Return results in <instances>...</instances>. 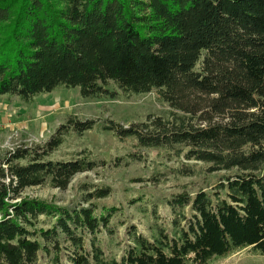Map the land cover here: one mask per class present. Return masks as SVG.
<instances>
[{
    "label": "trees",
    "instance_id": "16d2710c",
    "mask_svg": "<svg viewBox=\"0 0 264 264\" xmlns=\"http://www.w3.org/2000/svg\"><path fill=\"white\" fill-rule=\"evenodd\" d=\"M60 86L82 98L155 92L166 115L102 128L224 174L210 191L168 200L172 232L158 226L149 238L130 225L122 255L108 257L98 233L112 234L117 207L92 202L108 186L81 185L74 205L22 197L35 185L64 190L96 165L84 151L50 158L68 131L96 125L70 117L43 144L0 160V264H40V256L205 264L245 247L264 254V0H0V95L25 103Z\"/></svg>",
    "mask_w": 264,
    "mask_h": 264
},
{
    "label": "rangeland",
    "instance_id": "374dc122",
    "mask_svg": "<svg viewBox=\"0 0 264 264\" xmlns=\"http://www.w3.org/2000/svg\"><path fill=\"white\" fill-rule=\"evenodd\" d=\"M18 105L6 110L18 120L11 124L0 122V160L17 147L43 144L70 117L96 121L92 130L82 134L68 131L50 155L53 160H68L88 152L87 158L96 163L93 169L77 173L64 190L35 185L25 188L22 197L74 205L85 193L81 185L108 186L105 197L92 200L97 205L117 207L112 216V234L104 229L98 233L108 257L122 255L129 243L126 229L130 225L149 238L156 234L158 226L172 232L173 213L168 200L180 193L192 196L199 189L210 191L224 174L207 172L204 163L186 160L164 149L139 148L133 139H118L112 131L102 128L109 121L126 127L149 114L166 115L169 106L155 92L126 95L118 91L113 97L82 98L77 87L60 86ZM133 153H141V158L135 159L130 155ZM39 263L51 264L43 256ZM62 264L70 263L63 259ZM205 264H264V254L245 247L227 255H214Z\"/></svg>",
    "mask_w": 264,
    "mask_h": 264
},
{
    "label": "crops",
    "instance_id": "0c3cea01",
    "mask_svg": "<svg viewBox=\"0 0 264 264\" xmlns=\"http://www.w3.org/2000/svg\"><path fill=\"white\" fill-rule=\"evenodd\" d=\"M20 102L21 101L17 98V96L0 95V122H4V124H11L18 120L14 119L13 116H10L6 110L15 108Z\"/></svg>",
    "mask_w": 264,
    "mask_h": 264
}]
</instances>
